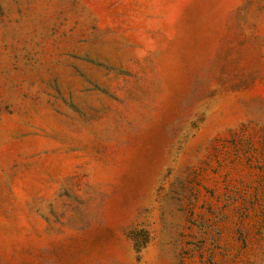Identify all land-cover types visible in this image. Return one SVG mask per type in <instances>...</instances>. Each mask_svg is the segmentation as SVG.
<instances>
[{
    "label": "rangeland",
    "instance_id": "obj_1",
    "mask_svg": "<svg viewBox=\"0 0 264 264\" xmlns=\"http://www.w3.org/2000/svg\"><path fill=\"white\" fill-rule=\"evenodd\" d=\"M0 264H264V0H0Z\"/></svg>",
    "mask_w": 264,
    "mask_h": 264
}]
</instances>
